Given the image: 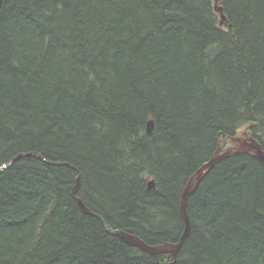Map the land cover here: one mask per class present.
Segmentation results:
<instances>
[{"label":"trees","instance_id":"16d2710c","mask_svg":"<svg viewBox=\"0 0 264 264\" xmlns=\"http://www.w3.org/2000/svg\"><path fill=\"white\" fill-rule=\"evenodd\" d=\"M232 138L264 151V0H2L0 264H264L249 154L189 197L176 258L107 231L177 243L185 186Z\"/></svg>","mask_w":264,"mask_h":264},{"label":"water","instance_id":"95a60500","mask_svg":"<svg viewBox=\"0 0 264 264\" xmlns=\"http://www.w3.org/2000/svg\"><path fill=\"white\" fill-rule=\"evenodd\" d=\"M219 0H216V4ZM2 5V0H0V7ZM215 10L221 14V22L220 24L223 25L226 22V18L223 14L222 7L216 6ZM154 130V121L150 120L147 123V133L150 135L152 134ZM232 141L237 143V145L233 148H229L226 151L222 152V150L219 148L217 152L212 156V158L206 162L188 181L187 185L185 186L182 196H181V204H180V213L181 217L184 221V231L181 235L179 241L177 243H164L160 245H148L143 240H141L139 237L129 234L124 231L120 230H111L107 228V231L111 233L114 236H117L121 238L123 241L128 243L129 245L135 246L142 251L151 254L153 256H159L163 254H169L172 258H176L178 253L180 252L186 238L189 236L190 228H191V222L187 213V204L189 197L194 194L196 189L198 188L201 181L205 178V176L223 159L233 157L240 154H249L252 155L254 158H256L262 166L264 167V151L261 147V145L258 143L256 139L250 138V139H241V138H232ZM31 155H37V154H21L12 159L8 165H4L3 167H7L11 164H13L16 160L22 158L23 156H31ZM80 186V175L77 178L76 186L73 190L74 196L77 198L78 203L83 210L84 213L89 214L91 216H96L94 213H92L85 205L84 203L77 197V193ZM155 182L151 180L149 182V189H154Z\"/></svg>","mask_w":264,"mask_h":264},{"label":"rangeland","instance_id":"374dc122","mask_svg":"<svg viewBox=\"0 0 264 264\" xmlns=\"http://www.w3.org/2000/svg\"><path fill=\"white\" fill-rule=\"evenodd\" d=\"M230 145V144H229ZM228 144L226 145V148H229L230 146H229Z\"/></svg>","mask_w":264,"mask_h":264}]
</instances>
